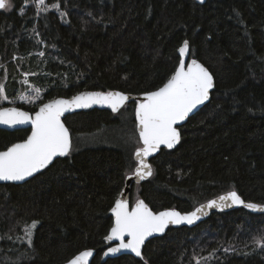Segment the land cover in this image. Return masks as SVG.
<instances>
[{
	"label": "trees",
	"instance_id": "obj_1",
	"mask_svg": "<svg viewBox=\"0 0 264 264\" xmlns=\"http://www.w3.org/2000/svg\"><path fill=\"white\" fill-rule=\"evenodd\" d=\"M57 2L59 10L39 12L32 0H12V10L0 12L6 95L23 91L25 73L43 95L38 105H13L33 112L83 90H156L178 66L187 39L191 55L215 77L211 100L181 127L178 146L151 160L153 175L132 185L131 201L187 212L236 190L245 201L264 204V0H47ZM125 113L135 123L134 103L117 114L80 111L65 123L74 144ZM29 131L0 128V150ZM134 150L72 147L70 156L25 183L0 184V264H63L87 248L97 252L91 264H264V248L255 243L264 238V212L244 207L215 212L194 227H170L147 242L141 258L102 262L109 211L135 166ZM33 221L28 245L25 228Z\"/></svg>",
	"mask_w": 264,
	"mask_h": 264
},
{
	"label": "snow or ice",
	"instance_id": "obj_2",
	"mask_svg": "<svg viewBox=\"0 0 264 264\" xmlns=\"http://www.w3.org/2000/svg\"><path fill=\"white\" fill-rule=\"evenodd\" d=\"M29 0H25L28 3ZM39 12H48L50 9H60L59 2L48 5L46 0H32ZM201 4L204 0H199ZM12 0H0V10H11ZM20 15H24L23 9ZM91 15V13H89ZM61 18L67 16L60 12ZM239 18L240 13L236 12ZM243 23V21H240ZM35 31V29L33 30ZM181 59L167 82L155 91L143 94L144 99L135 108V118L138 121V136L135 142L140 146L136 148L134 158L137 162L135 175L139 180L150 177L153 169L146 158L159 151L161 145L172 149L180 142L181 133L178 124L184 122L189 114L199 105L210 100V92L214 89V77L204 64L191 58L185 63L183 57L189 56L190 42L185 39L178 49ZM39 55L43 56L41 52ZM2 67V66H0ZM25 75H28L25 73ZM28 83L27 80L24 81ZM40 89L36 88L35 99L40 96ZM0 98L7 100L5 86L0 83ZM21 99H26L21 97ZM35 99H29L34 103ZM130 99L129 95L119 91H85L73 95L70 99L58 98L43 103L35 115L19 108H0V124L15 127L17 125L31 124V134L22 142L14 143L5 151H0V180L25 181L34 174L46 169L57 157L70 156L72 152V137L68 127L61 117L69 111L90 108L93 105H108L112 111H119ZM249 111H252L249 109ZM264 111V109H262ZM233 205H243L254 211H264V205L246 203L236 191H229L201 205L194 211L182 214L176 210L153 212L143 200H137L131 209L127 200L117 199L111 211L115 214V223L110 229V234L104 239L118 240L115 247L109 246L104 256L130 250L141 256V246L147 237L153 233H163L170 225H179L187 222L193 224L202 215H206L205 208L213 207L221 210ZM38 221L25 229L28 245H32L33 229ZM130 237V239H125ZM255 243L264 248V238H259ZM93 256L92 250L81 251L68 264H88Z\"/></svg>",
	"mask_w": 264,
	"mask_h": 264
},
{
	"label": "water",
	"instance_id": "obj_3",
	"mask_svg": "<svg viewBox=\"0 0 264 264\" xmlns=\"http://www.w3.org/2000/svg\"><path fill=\"white\" fill-rule=\"evenodd\" d=\"M196 2H197V3H200L199 0H196ZM204 2H206V0H204ZM200 4H201V3H200ZM1 11H2V10H0V12H1ZM190 52H191V50H190ZM178 54H179V51H178ZM179 57H180V59L182 58L180 54H179ZM183 58L185 59V63H186V64L190 62V59H191V58H195V59H197L196 57H193L191 54H190L189 56H185V57H183ZM180 59H179V60H180ZM197 60H198L200 63H202L199 59H197ZM202 64H203V63H202ZM204 66L207 67L206 65H204ZM207 68H208V67H207ZM208 69H209V68H208ZM209 71H210V69H209ZM210 72H211V71H210ZM211 73H212V72H211ZM212 74H213V73H212ZM213 77H214V75H213ZM214 83H216V82H215V77H214ZM162 86H163V85H162ZM162 86H161V87H162ZM214 88H215V87H214ZM156 90H157V89H156ZM213 90H214V89H213ZM213 90H211V92H210V100H211V96H212V91H213ZM85 91L94 92V91H101V90H83V91H81V92H85ZM110 91H119V92H123V91H121V90H117V89L110 90ZM153 91H155V90H153ZM103 92H107V91H103ZM78 93H80V92H78ZM78 93H76V94H78ZM123 93L129 95V97H130V99H129L128 101L125 102L124 106H125L126 104H129V103H134V119H135L136 132H137V135H138V127H137L138 121H137L136 118H135V108L138 106L139 102H141V101L144 99V96H143L144 93H141V94H132V93H127V92H123ZM145 93H146V92H145ZM76 94H74V95H76ZM72 96H73V95H72ZM72 96H70V97L60 96V97H56V98H53V99H58V98L70 99ZM51 100H52V99H51ZM210 100H209V101H210ZM48 101H49V100H48ZM48 101H46V102H48ZM209 101H206L204 104L199 105V106H198V107H197L192 113L189 114V117H188L184 122H181L180 124L177 125V127H178L179 130H180V133H181V127H183V126L187 123L188 119H189L191 116H193L196 112H198L202 107H204ZM46 102H44V103H46ZM42 104H43V103H42ZM42 104H40V105L37 107V109H36L35 111H33V112H31V111H29V110H26V109H24V108H22V107L16 106V105H5V106H1L0 108H5V107H7V108H19V109H21L22 111H27V112H29L31 115L34 116V115H35V112L39 110V107H40ZM124 106H123V107H124ZM123 107H122V108H123ZM122 108H121V109H122ZM93 109L108 110V111H110V112H112V113H114V114H117V113L121 110V109H120L119 111L114 112V111H112V109H111L108 105H93V106L90 107V108H80V109H75V110H72V111L66 112V113L61 117V119H62L63 122L65 123V118H66L68 115H71V114H74V113H77V112H80V111H91V110H93ZM65 125H66V127H68L66 123H65ZM0 128H1V129L8 130V131H14V130H17V129H30L29 134L27 135V137H28V136L31 134V128H32V126H31L30 123H29V124H24V125H17V126H15V127H10V126H8V125L0 124ZM68 129H69V127H68ZM69 132H70V134H71L70 129H69ZM27 137H26V138H27ZM71 137H72V134H71ZM26 138H25V139H26ZM23 140H24V139H23ZM23 140H20V141L14 142V143L22 142ZM180 140H181V139H180ZM14 143H13V144H14ZM179 143H180V142H179ZM179 143H178V144H179ZM178 144L175 145V147L172 148V149H168L166 146L161 145L159 151H157L156 153H154V154H152L151 156L147 157L146 160H147L148 163L151 164L152 169H153V165H152V163H151V160H152L153 158H155V157L160 153V151H161L162 149L173 150V149H175V148L178 146ZM11 145H12V144H11ZM11 145H10V146H11ZM10 146H9V147H10ZM139 146H140V145H139ZM139 146H138V147H139ZM72 147H73V138H72ZM138 147H137V148H138ZM7 148H8V147H7ZM7 148L4 149V150H0V151H5V150H7ZM135 150H136V148H135ZM135 150H134V152H133V159H134V161H135V166H134L133 170H132L130 173L127 174L126 179H125L124 187H123L122 191L120 192V194H119V196H118V198H117V199H124V200H127L130 209H131L132 207L135 206V203L137 202V200H143L142 198H138V199L135 200L134 202L131 201L132 185H133V184H139V183H142V182L148 180L149 178H151V176H150V177H146V178L143 179V180H139L138 177L135 175V169H136V166H137V162H136V160H135V158H134ZM57 158H59V157H57ZM57 158H56V159H57ZM56 159H55V160H56ZM55 160H54V161H55ZM54 161H53V162H54ZM43 170H44V169H43ZM43 170H41L40 172H42ZM40 172H38V173H40ZM153 172H154V169H153ZM38 173L34 174L33 177L36 176ZM152 175H153V174H152ZM33 177H29V178H27L25 181H3V180H0V184H8V183H13V184H23V183H25L26 181L30 180V179L33 178ZM231 191H236V190H231ZM228 192H229V191H228ZM236 192H237V191H236ZM226 193H227V192L222 193V194H220V195H218V196H215V197H213V198H211V199H209V200H207V201H204V202L198 204V205H197L196 207H194L192 210L187 211V212H182V211L179 210L178 208H166V209H163V210L154 211V210H153V209H152V208H151V207H150V206H149L144 200H143V201L149 206V208H150L153 212H160V211H167V210H176V211H179V212L182 213V214H186V213H190V212L194 211L196 208L200 207L201 205H207V203H208L209 201H211V200H213V199H217L219 196L225 195ZM237 193H238V192H237ZM238 195H239V193H238ZM239 196H240V195H239ZM240 197H241V196H240ZM117 199H116V200H117ZM241 199H243V198L241 197ZM243 200H244V199H243ZM244 201H245V200H244ZM245 202L248 203L249 201H245ZM251 203H255V202H251ZM256 204H258V205H264V204H259V203H256ZM114 205H115V203H114ZM114 205H113V207H114ZM239 207H244V206H243V205H233L232 207L225 208V209H223V210H221V209H219V208H216V207H213V208H211V209L205 208V211H206L207 214H206V215H202L201 218H200L199 220H196L193 224H188L187 222L181 223V224H179V225L170 224V225L165 229V231H164L163 233H153L151 236H149V237H147V238L145 239L144 244L141 246V256H136V254H135L134 252L130 251V250H126V251H125V250H122L121 253H117V254H111V253H110V254L106 257V256L103 255V253H104L105 251H107V248H108L109 246H111V247H115V246L119 243V241H118V240H115V241H108V240L104 239L105 242H106V247L104 248V250H103V252H102V255H101V261H102V262H105V261H107L108 259L116 258V257L123 256V255H130V256H133V257H136V258H141L142 255H143V249H144L145 245L147 244V242L150 241L151 239H154V238H156V237H159V236L164 235L170 227H174V228H179V227H184V226H187V227H194V226H197L198 224L202 223L203 221L207 220L208 217H209L210 215H212L213 213H215V212L230 211V210H233V209H235V208H239ZM244 208L247 209V210L250 211V212H253V213H263V212H264V211H254V210L248 209V208H246V207H244ZM111 209H112V208H111ZM111 209H110L109 212H110V215H112V217H113V224H112V226H113L114 223H115V214L111 211ZM112 226H111V227H112ZM110 229H111V228H110ZM109 234H110V230H109V232H108L107 235H109ZM125 239H126V240H127V239H130V237H127V236H126ZM85 250H92V251H93V256L90 257V258H89V261H88V264H91L97 252H96V250L93 249V248H87V249H83V250H81V251H85ZM81 251H80V252H81ZM80 252H78L77 254H75V255H74L72 258H70L69 260L73 259V258H74L76 255H78ZM69 260H68V261H69ZM68 261H66V262L63 263V264H68Z\"/></svg>",
	"mask_w": 264,
	"mask_h": 264
},
{
	"label": "rangeland",
	"instance_id": "obj_4",
	"mask_svg": "<svg viewBox=\"0 0 264 264\" xmlns=\"http://www.w3.org/2000/svg\"><path fill=\"white\" fill-rule=\"evenodd\" d=\"M46 3H47V0H46ZM11 10L4 9L3 11L9 12ZM0 66H2L1 63H0ZM25 76H26L25 80H27L28 75H25ZM0 83H2L4 85V80H0ZM36 88L37 87L35 85L31 84L28 81L27 84L24 83L23 91L21 93H19L18 96L13 97L12 99H10L7 96L8 97L7 100H3L2 98H0V105H2V104L13 105V103H16V102H26L28 104L29 99H35V97H36L35 89ZM5 95H6V93H5ZM21 97H25L26 99H21ZM42 97H43L42 91H40L39 98L35 99L34 103H29V104H37L38 105L39 100ZM137 136L138 135L136 132V127H135V123L133 121L132 114L131 113H125L119 123H117L115 125H111V126H104L101 130H99L95 134H91V135L86 136V137H81L78 139L77 142L74 141L73 149H76V148L78 149L82 146H118L120 144H127L130 146V151L132 152V150H134L135 148H137L139 146V144L135 142V138Z\"/></svg>",
	"mask_w": 264,
	"mask_h": 264
},
{
	"label": "bare ground",
	"instance_id": "obj_5",
	"mask_svg": "<svg viewBox=\"0 0 264 264\" xmlns=\"http://www.w3.org/2000/svg\"><path fill=\"white\" fill-rule=\"evenodd\" d=\"M27 27V26H26ZM17 28H18V26H17ZM47 66V65H46ZM44 68V67H43ZM65 262V261H64Z\"/></svg>",
	"mask_w": 264,
	"mask_h": 264
}]
</instances>
